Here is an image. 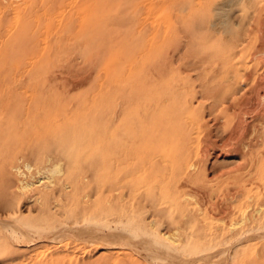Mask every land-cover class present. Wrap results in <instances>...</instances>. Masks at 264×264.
<instances>
[{"label":"rangeland","instance_id":"rangeland-1","mask_svg":"<svg viewBox=\"0 0 264 264\" xmlns=\"http://www.w3.org/2000/svg\"><path fill=\"white\" fill-rule=\"evenodd\" d=\"M262 202L264 0H0V264H264Z\"/></svg>","mask_w":264,"mask_h":264},{"label":"bare ground","instance_id":"bare-ground-1","mask_svg":"<svg viewBox=\"0 0 264 264\" xmlns=\"http://www.w3.org/2000/svg\"><path fill=\"white\" fill-rule=\"evenodd\" d=\"M230 1H232V0H228V2H230ZM241 1H243V0H241ZM251 1V0H250ZM218 4V3H217ZM244 6V5H243ZM243 6L241 7V9H240V12H239V15L240 16H242V10H243ZM246 10V9H245ZM247 13H249V12H247ZM220 14V13H219ZM223 16V15H222ZM223 18V17H222ZM221 20H223V19H221ZM224 20H225V22H227L226 21V19L224 18ZM237 22V21H236ZM235 22V23H236ZM221 24H222V22H221ZM223 25V24H222ZM237 26V25H236ZM238 26L239 27H242V20L241 19H239V21H238ZM239 29V28H238ZM235 37V36H234ZM231 38V37H230ZM238 49V48H237ZM235 50H236V48H235ZM239 53V52H238ZM238 55V54H237ZM262 81V80H261ZM53 157V156H52ZM62 159V158H61ZM64 159V158H63ZM48 161V160H47ZM47 164V163H46ZM45 164V165H46ZM52 164L54 165V166H56V161H54V162H52ZM51 166V165H50ZM37 168V170L39 171V170H42V168H40V166L38 167V166H36ZM50 168V167H49ZM64 168V167H63ZM44 169H45V167H44ZM47 169V168H46ZM35 170V169H34ZM50 170V169H49ZM16 171H17V173L20 175V183H18V184H20V187H21V185H26V184H29V180L27 179V175L26 174H24V172H22V170L20 169V168H16ZM23 182H26V184H23ZM28 187V186H27ZM185 193V192H184ZM253 196V195H252ZM58 201V200H57ZM244 201V200H243ZM257 204H259V203H257ZM262 204L264 205V203L262 202ZM260 205V204H259ZM263 208V207H262ZM255 209V208H254ZM239 210V209H238ZM242 211V210H241ZM254 211V210H253ZM233 223V222H232ZM102 237V236H101ZM103 238V237H102ZM136 245V244H135ZM146 247V246H145ZM173 247V246H172ZM218 249H220V248H218ZM209 253V252H208ZM153 256V255H152ZM203 258V257H202ZM174 259V258H173ZM178 260V259H177ZM184 261V260H183ZM184 263V262H183Z\"/></svg>","mask_w":264,"mask_h":264}]
</instances>
